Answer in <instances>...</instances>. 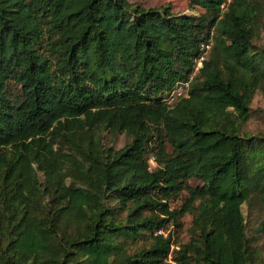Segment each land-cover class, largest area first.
<instances>
[{
    "label": "trees",
    "instance_id": "16d2710c",
    "mask_svg": "<svg viewBox=\"0 0 264 264\" xmlns=\"http://www.w3.org/2000/svg\"><path fill=\"white\" fill-rule=\"evenodd\" d=\"M188 2L205 14L0 0V264H257L241 209L254 194L264 205V137L241 134L264 75V53L250 49L253 0ZM209 40L188 96L166 102ZM104 130L129 141L103 146ZM49 135L85 145L79 184L59 177ZM194 209L188 240L157 233ZM139 238L149 243L132 250Z\"/></svg>",
    "mask_w": 264,
    "mask_h": 264
},
{
    "label": "rangeland",
    "instance_id": "374dc122",
    "mask_svg": "<svg viewBox=\"0 0 264 264\" xmlns=\"http://www.w3.org/2000/svg\"><path fill=\"white\" fill-rule=\"evenodd\" d=\"M131 2H138L143 6H161L169 5L172 13H182L191 15H204L205 11L202 7L194 5L190 6L188 0H129ZM252 14L249 20L250 27V49L253 54L260 56L264 53V3L263 0H253L252 2ZM205 53V58L209 55V52L213 46ZM196 56L192 58V64L195 62ZM199 73V71H198ZM197 73V74H198ZM259 82L254 85L250 91L249 100V116L245 121L241 123V134L247 139H255L258 137H264V75H259ZM130 136L122 132H110L107 130L102 131V145L112 146L119 148L129 141ZM46 140L52 143L53 152L56 151L62 160L59 177L66 183H77L74 178V172L76 164L82 158V150L85 145H79L76 148L73 143L67 142L60 137L53 135L46 136ZM150 166L155 165L152 159H149ZM36 170V178L38 179L39 186L44 187L48 182L47 176L44 170L40 167ZM50 180V179H49ZM189 183L191 185H199L202 181L197 177H190ZM186 195V192H182L181 196L171 200V206H179ZM198 202V201H197ZM196 202V203H197ZM241 209L244 215L246 230L251 238V244L257 249V264H264V205L261 203L259 197L254 194L246 198L242 204ZM185 212L181 217V225L174 228L172 224H169L167 229H162L166 234L168 229L173 232V238L175 244L180 241H186L191 236L190 227L192 225L193 212ZM149 240L137 239L136 241H129V245L132 250H136L142 246H147Z\"/></svg>",
    "mask_w": 264,
    "mask_h": 264
},
{
    "label": "built area",
    "instance_id": "2783aa9c",
    "mask_svg": "<svg viewBox=\"0 0 264 264\" xmlns=\"http://www.w3.org/2000/svg\"><path fill=\"white\" fill-rule=\"evenodd\" d=\"M212 40L201 42L199 45V53L196 56L195 62L192 64V69L190 73L188 74V77L185 79H180L177 80L172 88L169 90L168 94L164 98L166 102H172L173 100L183 97V96H188L189 94V88L192 79L194 76L198 73L200 67L202 66V61L205 58V53L207 50L210 49L211 47ZM157 233H163L162 229L157 230ZM165 234V233H163Z\"/></svg>",
    "mask_w": 264,
    "mask_h": 264
}]
</instances>
